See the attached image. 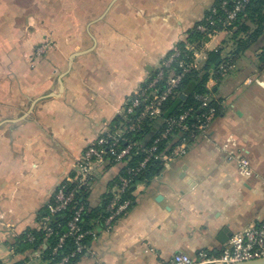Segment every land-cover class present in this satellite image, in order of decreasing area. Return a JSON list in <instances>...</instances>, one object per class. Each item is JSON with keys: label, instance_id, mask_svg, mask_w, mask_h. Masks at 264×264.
Listing matches in <instances>:
<instances>
[{"label": "crops", "instance_id": "1", "mask_svg": "<svg viewBox=\"0 0 264 264\" xmlns=\"http://www.w3.org/2000/svg\"><path fill=\"white\" fill-rule=\"evenodd\" d=\"M0 1L9 2L0 10V264H13L31 251L16 254L10 243L39 228L86 147L119 127L128 96L218 0H35L33 11L20 0ZM227 37L218 33L200 59ZM44 39L51 45L38 55ZM262 53L264 33L229 77L209 80L220 110L208 135L140 182L127 213L111 231L98 226L75 264H167L178 252L220 253L234 232L264 221ZM230 154L248 157L254 174ZM122 167L112 163L98 174L91 208L110 196ZM26 262L48 264L42 256Z\"/></svg>", "mask_w": 264, "mask_h": 264}, {"label": "built area", "instance_id": "2", "mask_svg": "<svg viewBox=\"0 0 264 264\" xmlns=\"http://www.w3.org/2000/svg\"><path fill=\"white\" fill-rule=\"evenodd\" d=\"M250 1L219 0L218 4L213 5L206 18L195 27L207 38L199 46L187 42L184 48L175 47L155 69L154 75L128 96L122 109L125 121L117 129L107 131L96 143L86 147L73 171L59 184L55 194L47 202L48 213L43 217L44 222L38 226L45 230L46 239L55 233V227L49 224L52 218L75 203L79 191L90 192L98 174L108 165L121 162L125 157L130 158L135 149L143 156L136 165L126 167L124 172L119 174L118 180L111 188L106 206L107 215L102 222L84 230L80 221L86 207L83 203L76 205L73 216L68 221L67 231L59 235L58 241L52 247L53 264H69L71 258L77 253L89 251L90 245L84 239L87 236L95 239L99 234L98 226L105 231L113 229L116 220L126 214L132 205V199L126 196L131 183L151 159H159L163 166L169 165L176 158L186 155L200 135H208L212 121L220 110V101L211 91L195 94L200 102L199 108L202 110L193 120H191V114L194 107L167 117L164 127L157 133L151 145L147 146L145 142L133 139L129 133L145 129L146 120L158 119L163 114L168 100L178 93V87L185 74L199 66L200 58L208 43L218 33L228 32ZM50 45L51 40L44 39L37 47L36 53L38 55L45 53ZM174 63H178L181 67L180 72L173 70ZM235 68L236 61L229 57L222 61L219 67L212 70L209 80L221 83L231 75ZM167 70H170L169 73ZM208 87L211 90L212 87L210 85ZM123 141H126V145L121 147ZM165 141L167 143L162 148ZM230 158H236L244 174L247 176L254 174V168L248 157L230 154ZM69 237L75 239L76 248L56 259L55 255L59 249L63 248ZM27 239L32 242L35 240V236L29 233ZM43 255L44 251L38 248L31 251L29 258L43 257ZM261 257H264V221L248 225L234 232L228 246L220 253L202 250L196 257H193L187 253L178 252L167 264H232Z\"/></svg>", "mask_w": 264, "mask_h": 264}, {"label": "trees", "instance_id": "3", "mask_svg": "<svg viewBox=\"0 0 264 264\" xmlns=\"http://www.w3.org/2000/svg\"><path fill=\"white\" fill-rule=\"evenodd\" d=\"M218 3L219 0L217 4ZM263 33L264 0H251L246 9L240 13L238 19L229 28L228 37L223 42V44L216 49L207 51L206 57L200 61L199 66L197 68L191 69L185 74L178 87V93L168 100L163 114L159 117L163 119L161 125L157 124V119L146 120L145 129L131 131L129 136L133 139L145 142V144L149 146L153 143L157 133L164 127L166 117L177 115L189 107H194V111L191 114V120H193L195 116L202 110L199 108L200 102L196 98L195 94L207 91H211L213 94L216 92L214 88H211L210 90L207 85L210 77L212 76V70H215L217 67H219L221 62L229 57L236 61L237 66V61L246 51L254 46ZM206 38L207 37H205L204 33L194 29L188 36V41H181L178 44V47L184 48L187 42L199 46ZM261 58H264V53L261 54ZM173 70L175 72L181 71V67H179L178 63L173 64ZM167 71L169 73L170 70ZM154 72L151 74V76L154 75ZM124 121L125 118L122 114H120L118 115L114 126L121 124ZM165 143H167V141L162 144V148L165 146ZM125 145L126 141H123L120 146L123 147ZM135 152H133V155L130 158L125 157L122 159L121 163L123 164V167L121 173L124 172L126 167L136 165L143 156L137 149H135ZM162 168L163 165L159 159H151L147 166L141 171V173L134 178V181L131 183L126 196L130 197L133 201L132 192L136 189L137 185L143 181H150L154 176L161 172ZM89 193L90 192L85 190L79 191L76 197V202L72 203L68 209L62 211L52 218L49 224L55 227V233L50 238L46 239V233L43 228L30 229L26 233L18 236L14 242L10 243V246L15 247V253L25 254L28 252V250L33 251L39 248L44 251L43 259L46 260L48 264H53V255L51 254L52 247L58 241L59 235L67 231L68 221L72 218L77 204L83 203L86 207V210L82 214L80 221V225L84 230L94 227L97 223L102 222L106 217V206L109 197L103 201L101 206L91 208L88 203ZM47 213L48 209L45 207V209L41 212V217L43 218ZM42 222H44L43 219H41V224ZM29 233L35 236V240L32 242L27 239V235ZM90 239L91 238L87 236L84 241L88 242ZM75 248V239L72 237L67 238L63 248L59 249V252L55 255L56 259H59L61 255L72 252ZM83 253L84 252L77 253L71 258L69 264H75ZM28 258L29 256H26L24 259L16 261L13 264H27L26 261Z\"/></svg>", "mask_w": 264, "mask_h": 264}, {"label": "rangeland", "instance_id": "4", "mask_svg": "<svg viewBox=\"0 0 264 264\" xmlns=\"http://www.w3.org/2000/svg\"><path fill=\"white\" fill-rule=\"evenodd\" d=\"M8 1H11V0H8ZM14 3L15 1L12 3V5L10 3V12L12 11V9H15ZM37 4L38 3H36L35 0H20L19 1V6L24 7L28 11L36 10L38 8ZM8 5H9V2H8ZM8 5H7V2L4 1L3 6H2V2L0 1V10L7 9V7H9Z\"/></svg>", "mask_w": 264, "mask_h": 264}, {"label": "water", "instance_id": "5", "mask_svg": "<svg viewBox=\"0 0 264 264\" xmlns=\"http://www.w3.org/2000/svg\"><path fill=\"white\" fill-rule=\"evenodd\" d=\"M103 17V15L101 16ZM82 51L79 52H75L70 56V61H69V67L72 66V62L74 60V58L79 55ZM62 86H63V81L61 80ZM61 91H62V87H61ZM232 264H264V257L261 258H256V259H252V260H248V261H242V262H236V263H232Z\"/></svg>", "mask_w": 264, "mask_h": 264}, {"label": "bare ground", "instance_id": "6", "mask_svg": "<svg viewBox=\"0 0 264 264\" xmlns=\"http://www.w3.org/2000/svg\"><path fill=\"white\" fill-rule=\"evenodd\" d=\"M178 44V43H177ZM124 107V106H123ZM167 118V117H166ZM75 167V166H74ZM67 175V174H66Z\"/></svg>", "mask_w": 264, "mask_h": 264}]
</instances>
